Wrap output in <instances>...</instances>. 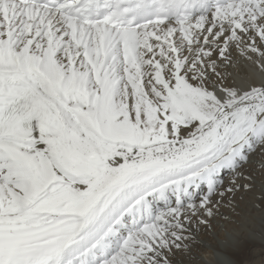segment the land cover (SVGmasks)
Listing matches in <instances>:
<instances>
[{"label":"snow or ice","instance_id":"1","mask_svg":"<svg viewBox=\"0 0 264 264\" xmlns=\"http://www.w3.org/2000/svg\"><path fill=\"white\" fill-rule=\"evenodd\" d=\"M237 54L264 74V0H0V264H173L264 193Z\"/></svg>","mask_w":264,"mask_h":264},{"label":"bare ground","instance_id":"2","mask_svg":"<svg viewBox=\"0 0 264 264\" xmlns=\"http://www.w3.org/2000/svg\"><path fill=\"white\" fill-rule=\"evenodd\" d=\"M237 58L239 63L229 69L236 81L259 80L264 75L255 66L239 58L238 54ZM261 162L260 156L254 157L249 169L258 177L264 172V168L260 166ZM235 200L237 205L235 211L227 207L221 209L229 218L224 219L218 215L212 221V228L198 230L196 236L199 243L193 245L191 255L177 251L171 257L173 264H249L252 256L259 254L261 249L264 250V193L261 192L259 180L255 190L251 192L242 190L237 193ZM232 239L239 240L240 246H233ZM250 242H255L260 250L248 251ZM236 254L240 260L235 258Z\"/></svg>","mask_w":264,"mask_h":264},{"label":"rangeland","instance_id":"3","mask_svg":"<svg viewBox=\"0 0 264 264\" xmlns=\"http://www.w3.org/2000/svg\"><path fill=\"white\" fill-rule=\"evenodd\" d=\"M247 250H260V248L258 247V245L255 242H250ZM261 252L259 254H257L256 256H252L251 259L249 260V264H260V257L262 255H264V250L261 249ZM235 258L240 260V257L236 254Z\"/></svg>","mask_w":264,"mask_h":264}]
</instances>
